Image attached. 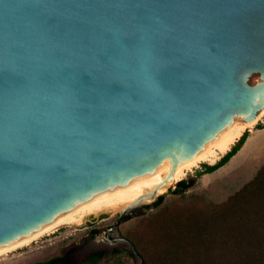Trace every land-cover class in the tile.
Returning <instances> with one entry per match:
<instances>
[{
	"label": "water",
	"instance_id": "obj_1",
	"mask_svg": "<svg viewBox=\"0 0 264 264\" xmlns=\"http://www.w3.org/2000/svg\"><path fill=\"white\" fill-rule=\"evenodd\" d=\"M263 110L264 0H0V253L168 167L104 211L146 264L129 213Z\"/></svg>",
	"mask_w": 264,
	"mask_h": 264
},
{
	"label": "rangeland",
	"instance_id": "obj_2",
	"mask_svg": "<svg viewBox=\"0 0 264 264\" xmlns=\"http://www.w3.org/2000/svg\"><path fill=\"white\" fill-rule=\"evenodd\" d=\"M261 124H264V116L247 129L250 134L246 142L227 164L215 172L198 176L197 173L203 169V164L209 163L201 161L186 170L185 176L178 180L192 181L193 184L185 192L177 191V186H173L165 191V200L159 206L142 205L129 213L126 221L120 225L119 231L121 235L133 241L147 264H158V256L167 253V258L169 256L176 258V264H193L194 255L199 254L200 258L210 254L212 261L210 264H216L219 254L227 253L228 256L237 257L239 253L248 252L252 247H261L259 243L251 242L255 233L261 231L254 224L258 211L253 205L247 208L243 205L241 210L237 208L232 218L222 219L226 224L220 225V222L211 220L210 225L205 227L202 233L193 230L180 236L178 235L180 229H177V232L172 227L178 224H174L176 219L163 221L172 215H178L180 219L185 218L186 223L190 222L188 216H193L192 219L195 220L197 217L194 216H210L211 208H214L216 203L226 202L251 181L264 165V128L259 127ZM117 218V213L111 211L91 214L84 223L78 222L81 223L78 225H61L54 231L1 254L0 264L44 262L54 257H65L69 249L73 251L77 246L87 247L89 250L95 248L109 250L107 258L90 264H136L127 249L120 244L106 243L102 236ZM93 228L99 229L100 232L98 236L90 238V231ZM201 242L207 244V247L202 246ZM74 254H77L75 262H72L73 258L70 257L65 264H83L85 253L78 251Z\"/></svg>",
	"mask_w": 264,
	"mask_h": 264
},
{
	"label": "trees",
	"instance_id": "obj_3",
	"mask_svg": "<svg viewBox=\"0 0 264 264\" xmlns=\"http://www.w3.org/2000/svg\"><path fill=\"white\" fill-rule=\"evenodd\" d=\"M259 127L264 128V124H261ZM249 134L250 131L246 130L216 163H204L203 169L199 170L197 173L198 176L215 172L216 170L227 164L231 160V158L236 155L238 151L243 147ZM192 184V181L182 179L178 181L176 185L177 191L185 192L188 188H190ZM164 200L165 195H162L154 205L159 206ZM243 205L246 206V208L250 207L249 205H253V208L258 211V215H255L254 218V224L255 227L259 228L261 231L255 233V235L252 237L251 242L259 243L261 247H252L248 252L239 253L237 257H235L234 255L228 256L227 253L224 255L219 254V256L216 258V264H247L248 262L249 264H264V165L261 167V169H259L256 176L251 181L247 182L239 192L232 195L226 202L216 203L215 207L211 208L212 215L194 216L197 217L196 220L192 219L193 216H188L187 219L190 222L187 223V220L185 221V218L180 219L178 218V215H172L171 218L164 219L163 221L176 219L174 224H178L172 227L176 231L177 229H180V232L178 233V235L180 236H184L193 230L202 233L203 229L210 225L211 220H215L217 221V223L220 222V225L226 224L222 219L232 218L237 212V208L241 210ZM201 245L207 247V244L204 245L202 242ZM166 255H168V253L158 256V264H160L161 262L163 264H168V261L169 264H176V258H172L170 256L169 258H167ZM199 255H194L193 264H210V262L212 263L210 254H208L207 257L203 258H200ZM229 258L232 259V261Z\"/></svg>",
	"mask_w": 264,
	"mask_h": 264
},
{
	"label": "bare ground",
	"instance_id": "obj_4",
	"mask_svg": "<svg viewBox=\"0 0 264 264\" xmlns=\"http://www.w3.org/2000/svg\"><path fill=\"white\" fill-rule=\"evenodd\" d=\"M264 116V110L259 114V116L251 123H247L245 121L232 125L228 128L224 133H222L216 141L213 143H209L208 146L202 150L200 153L196 155L193 159L189 161H185L181 163L175 171V180L178 181L180 178L185 176L186 170L190 169L191 167L197 165L201 161H207L209 163H214L217 161L222 154H225L230 148L231 145L243 134L245 130H247L250 126L261 119ZM169 168H163L157 170L151 176L145 178L144 180L134 184L133 186L125 189L115 197L108 199L106 201L100 202L83 210H80L48 227L34 235L33 237L23 241L22 243L0 253H6L10 250H13L17 247L25 245L31 242L34 239H37L39 236H42L45 233L54 231V229L58 228L61 225L65 224H81L84 223L85 219L91 214H99L101 212L110 210V209H119L121 206L127 204L128 202L132 201L139 195L147 192L148 190L152 189L157 183L161 182L164 177L167 175ZM165 189H160L159 192H163ZM85 215V216H84ZM84 216V217H83ZM83 217V218H82ZM81 222V223H78Z\"/></svg>",
	"mask_w": 264,
	"mask_h": 264
},
{
	"label": "flooded vegetation",
	"instance_id": "obj_5",
	"mask_svg": "<svg viewBox=\"0 0 264 264\" xmlns=\"http://www.w3.org/2000/svg\"><path fill=\"white\" fill-rule=\"evenodd\" d=\"M114 224V223H113ZM113 224L109 225V227L104 231L106 232ZM100 230L97 229V228H93L91 229L90 231V238H93L95 236H97L99 234ZM108 238V239H107ZM113 236H112V233L109 234L108 237L104 238V240H106L105 242L108 243V242H113ZM114 243V242H113ZM80 252V251H83L85 254L83 255V264H90V263H96L102 259H104L105 257L107 258L109 255H108V251L109 250H106V249H87V247L85 248H82V246L80 247H76L75 249L72 250H68L66 252V255L65 257H54L48 261H44V262H37V263H30V264H58V263H62V264H65L66 261H68V259H70V257L73 258V261L72 262H75V257L77 256V254H74L75 252ZM118 252V251H116ZM58 262V263H57Z\"/></svg>",
	"mask_w": 264,
	"mask_h": 264
}]
</instances>
